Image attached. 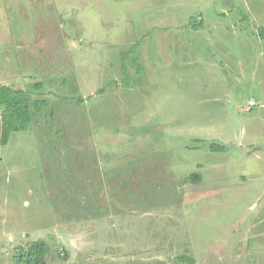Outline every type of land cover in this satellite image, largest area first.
Listing matches in <instances>:
<instances>
[{"label": "rangeland", "instance_id": "374dc122", "mask_svg": "<svg viewBox=\"0 0 264 264\" xmlns=\"http://www.w3.org/2000/svg\"><path fill=\"white\" fill-rule=\"evenodd\" d=\"M261 27L264 0H0V83L48 102L0 147V264H264Z\"/></svg>", "mask_w": 264, "mask_h": 264}, {"label": "trees", "instance_id": "16d2710c", "mask_svg": "<svg viewBox=\"0 0 264 264\" xmlns=\"http://www.w3.org/2000/svg\"><path fill=\"white\" fill-rule=\"evenodd\" d=\"M202 24V22L195 23L194 28L202 26ZM258 36L264 41V27L259 28ZM135 53L136 48L133 47L125 52L124 59H131V64L137 67L139 74H142L144 67L140 64L139 58L134 55ZM123 70L125 86H128L130 74L126 64H124ZM47 107L46 100H32L28 91L0 83V147L7 146L14 134L26 132L34 117L42 114ZM210 149L215 153L226 151V147L216 144L211 145ZM199 182H201V176L197 173L186 178L187 184ZM50 254L49 244L44 240H38L29 243L26 247L19 248L13 256V262L14 264H47ZM179 259L189 264L195 263V260L187 255H183Z\"/></svg>", "mask_w": 264, "mask_h": 264}, {"label": "built area", "instance_id": "2783aa9c", "mask_svg": "<svg viewBox=\"0 0 264 264\" xmlns=\"http://www.w3.org/2000/svg\"><path fill=\"white\" fill-rule=\"evenodd\" d=\"M253 104V103H252Z\"/></svg>", "mask_w": 264, "mask_h": 264}]
</instances>
